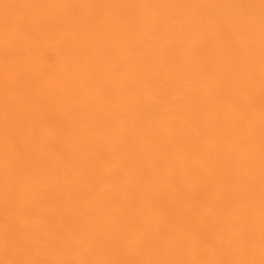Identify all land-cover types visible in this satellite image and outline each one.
<instances>
[{
    "label": "bare ground",
    "instance_id": "bare-ground-1",
    "mask_svg": "<svg viewBox=\"0 0 264 264\" xmlns=\"http://www.w3.org/2000/svg\"><path fill=\"white\" fill-rule=\"evenodd\" d=\"M0 264H264V0H0Z\"/></svg>",
    "mask_w": 264,
    "mask_h": 264
}]
</instances>
